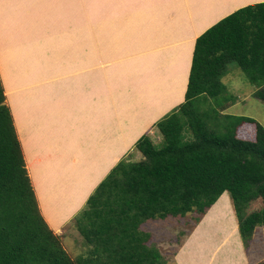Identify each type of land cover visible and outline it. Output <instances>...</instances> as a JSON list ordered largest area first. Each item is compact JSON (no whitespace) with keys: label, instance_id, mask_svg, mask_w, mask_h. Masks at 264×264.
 I'll use <instances>...</instances> for the list:
<instances>
[{"label":"crops","instance_id":"crops-1","mask_svg":"<svg viewBox=\"0 0 264 264\" xmlns=\"http://www.w3.org/2000/svg\"><path fill=\"white\" fill-rule=\"evenodd\" d=\"M105 1L114 7L103 3L91 19L72 0H0V78L41 212L57 232L185 101L197 38L264 0ZM180 250L176 262L192 260Z\"/></svg>","mask_w":264,"mask_h":264},{"label":"trees","instance_id":"trees-1","mask_svg":"<svg viewBox=\"0 0 264 264\" xmlns=\"http://www.w3.org/2000/svg\"><path fill=\"white\" fill-rule=\"evenodd\" d=\"M233 62L264 102V1L240 7L197 38L186 99L154 125L161 141L143 134L135 143L143 158L120 160L74 215L89 246L75 257L41 212L0 78V264H166L142 224L205 213L226 191L249 246L264 225V125L220 111L234 99L222 80ZM243 122L255 123L254 139L238 135ZM258 198L263 206L248 211ZM214 209L215 219L230 207L219 202Z\"/></svg>","mask_w":264,"mask_h":264},{"label":"rangeland","instance_id":"rangeland-1","mask_svg":"<svg viewBox=\"0 0 264 264\" xmlns=\"http://www.w3.org/2000/svg\"><path fill=\"white\" fill-rule=\"evenodd\" d=\"M108 2L105 0H79L78 6L81 4L85 11L88 10L89 17L96 19L98 6L102 7L103 3L108 4ZM72 4L73 8L78 7L74 0H72ZM108 5L111 8L114 7L113 4ZM55 18H58L57 15ZM222 80L227 85V92L232 94L234 99L229 100L220 111L249 115L264 125V102L255 95L257 86L249 82L246 73L237 62L229 65ZM153 130L150 135L157 143L161 141V134L157 128ZM185 132L190 134L188 131ZM238 135L242 138L254 139L256 135L255 123L243 122L240 124ZM132 146L134 150L124 154L120 160L139 161L143 158V154L135 150V144ZM228 195L230 198L226 195L220 200L231 209L224 211L215 219L213 218L215 209L214 206H211L205 213L190 211L185 215L168 216L165 219H148L141 228L150 233L149 243L158 247L166 264H264V225L256 227L249 246L244 244L240 231L236 228L237 225L239 229L238 218L231 196L229 193ZM262 206V198L255 199L249 204L248 211L258 210ZM55 232L61 237L63 245L72 257L84 253L89 248L73 218H70L61 230ZM190 239L194 242L195 251L184 246ZM182 248L184 252L189 253L186 254V257H192V260L185 258L182 263L176 262L175 256Z\"/></svg>","mask_w":264,"mask_h":264}]
</instances>
